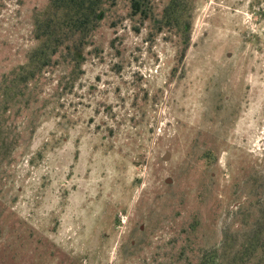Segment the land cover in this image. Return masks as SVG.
I'll list each match as a JSON object with an SVG mask.
<instances>
[{"label":"rangeland","instance_id":"obj_1","mask_svg":"<svg viewBox=\"0 0 264 264\" xmlns=\"http://www.w3.org/2000/svg\"><path fill=\"white\" fill-rule=\"evenodd\" d=\"M48 2L0 0V264H264V0H105L26 79Z\"/></svg>","mask_w":264,"mask_h":264},{"label":"trees","instance_id":"obj_2","mask_svg":"<svg viewBox=\"0 0 264 264\" xmlns=\"http://www.w3.org/2000/svg\"><path fill=\"white\" fill-rule=\"evenodd\" d=\"M104 1L49 0L47 12L35 21L33 34L38 46L29 54L26 79L34 78L43 67L49 66L54 56L64 52L78 56L86 39L100 23ZM150 3L151 0H129L131 15L147 19ZM180 11L181 0H170L164 18L166 25L175 23L178 27L179 24L185 32L186 24L175 16ZM218 253L216 248L204 251L197 264H223Z\"/></svg>","mask_w":264,"mask_h":264}]
</instances>
